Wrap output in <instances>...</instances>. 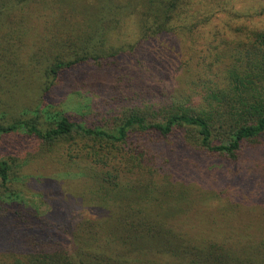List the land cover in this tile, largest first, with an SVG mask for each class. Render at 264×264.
Returning a JSON list of instances; mask_svg holds the SVG:
<instances>
[{
    "label": "trees",
    "instance_id": "1",
    "mask_svg": "<svg viewBox=\"0 0 264 264\" xmlns=\"http://www.w3.org/2000/svg\"><path fill=\"white\" fill-rule=\"evenodd\" d=\"M15 2L13 7L17 9L35 5L18 7L23 0ZM188 4L189 0H95L87 4L79 12L84 28L78 31L84 50L69 57L57 56L47 64L42 73L45 87L34 114L10 122L0 118V142L10 135L33 139L47 152H65L74 164L90 162L93 167H108L106 175L116 180L156 176V167H161V163L154 155L157 150L154 153L152 148L147 149V143H183L232 164L240 162L244 150L263 147L264 29L246 24L232 47L235 51L227 53L225 64L220 59L218 62L223 64L219 67L213 60L204 61L203 71L181 88L159 85L157 80L163 75L150 68L144 71L145 67L140 66L144 41L188 25L184 16ZM20 13L21 22L25 21L26 10ZM4 14L6 11L0 7V28L5 26ZM131 18L135 21L132 33L139 38L137 49L115 34ZM207 18V14L198 16L197 25L207 22ZM218 33L214 32L216 38ZM12 53L21 65L33 63L23 59L20 46L17 51L12 47ZM127 53L137 56V62L127 63ZM17 59L12 60L17 63ZM80 69L91 70L89 77L74 82L73 75ZM101 80L107 81L103 90H99L101 84L92 86ZM75 94H84L85 101L75 107L78 112L68 111L65 103ZM87 113L96 119H90ZM171 149L163 157L173 172L176 159ZM16 165L15 159H0L3 184L10 181ZM144 211L140 214L143 219L121 223L126 235L114 234L112 229L105 230L92 222L77 232L65 225L49 230L29 225L25 230L31 237L27 235V240L31 246L41 247L38 250L43 251L42 264H146L163 259L167 264H231V256L241 258L243 264H264V237L244 242L243 235L232 231L222 241L219 236H192L186 232L182 245L174 242L154 255L147 251L152 247L142 246L136 253L135 247L128 248L129 242L142 241L146 236L152 240L154 235L160 237L156 236L159 231L155 233L153 228L144 226L150 220ZM196 240L202 249L197 245L187 247L186 242ZM132 257L137 261H130Z\"/></svg>",
    "mask_w": 264,
    "mask_h": 264
},
{
    "label": "rangeland",
    "instance_id": "2",
    "mask_svg": "<svg viewBox=\"0 0 264 264\" xmlns=\"http://www.w3.org/2000/svg\"><path fill=\"white\" fill-rule=\"evenodd\" d=\"M11 1L0 0L7 25L0 28V118L4 122L35 112L45 87L42 73L47 64L57 56L69 57L84 50L78 31L84 28L79 12L95 0H23L16 6L35 4L23 9L14 8L16 2ZM187 7L186 27L144 41L141 49L140 66L145 67L144 71L150 68L160 72L163 76L157 80L159 85L186 86L189 78L203 71L204 61L213 60L217 67L228 61L227 53L235 51L232 47L246 24L264 29V0H189ZM20 10H26L22 22ZM204 14L208 16L207 22L197 25V17ZM134 23L133 18L129 19L115 34L137 49L139 38L132 33ZM218 31L220 36L216 38L214 32ZM19 46L23 59L33 60L31 65H21L13 55L12 47L17 51ZM127 56V63L137 62V56L131 57L129 53ZM12 59H17V63ZM80 70L74 73V82L89 77L91 70ZM106 82L101 80L92 86L101 84L99 90H103ZM83 96L75 94L72 100H67V110L78 112L75 107L85 101ZM87 114L96 119L92 113ZM165 146L168 145H146L153 152L157 150L154 155L161 163L154 178L116 180L106 175L108 167H93L90 162L74 164L65 152H47L33 139L19 135L5 137L0 142V159H15L17 170H13L8 183L0 180V264H42L43 251L38 250L41 247L28 243L27 235L31 234L25 229L29 225L48 230L65 225L77 232L92 222L105 230L112 229L114 234L126 235L128 232L121 223L143 219L140 214L144 209L143 214L150 215L144 226L153 228L155 233L159 231L156 236L160 237L154 235L152 240L146 236L142 241L129 242L128 248L135 247L136 253L142 246L152 247L147 251L154 255L174 242L182 245L186 232L192 236H219L220 241L230 231L243 235L244 242L264 237V145L244 150L240 162L235 164L183 143ZM164 147L168 149L165 151ZM170 148L176 159L174 173L169 171L163 157ZM195 242H186L187 247L197 245L202 249L201 243ZM231 257V264H243L241 258ZM130 261L137 259L132 257ZM167 263L163 259L146 264Z\"/></svg>",
    "mask_w": 264,
    "mask_h": 264
}]
</instances>
